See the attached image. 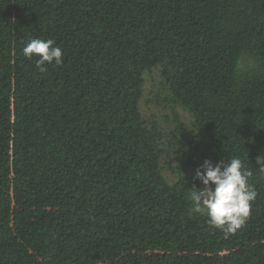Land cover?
I'll list each match as a JSON object with an SVG mask.
<instances>
[{"label":"trees","instance_id":"trees-1","mask_svg":"<svg viewBox=\"0 0 264 264\" xmlns=\"http://www.w3.org/2000/svg\"><path fill=\"white\" fill-rule=\"evenodd\" d=\"M53 39L41 72L22 49ZM157 68L177 176L142 109ZM264 0H0V264H264ZM238 156L252 213H194L197 169Z\"/></svg>","mask_w":264,"mask_h":264},{"label":"clouds","instance_id":"clouds-1","mask_svg":"<svg viewBox=\"0 0 264 264\" xmlns=\"http://www.w3.org/2000/svg\"><path fill=\"white\" fill-rule=\"evenodd\" d=\"M25 57H36V66L46 71V63L57 66L64 62L63 49L53 39L33 38L22 49ZM257 173H264V153L256 157ZM253 171L245 166L238 156L229 161L213 163L205 160L197 169L196 179L202 184L191 187L188 198L194 213L206 214L210 225L225 234H235L247 222L252 213V203L257 191L250 178Z\"/></svg>","mask_w":264,"mask_h":264},{"label":"rangeland","instance_id":"rangeland-1","mask_svg":"<svg viewBox=\"0 0 264 264\" xmlns=\"http://www.w3.org/2000/svg\"><path fill=\"white\" fill-rule=\"evenodd\" d=\"M144 96L142 99V109L148 119H154L160 122L164 132V146L169 151L165 155L168 160L164 173L169 180H174L177 176L174 148L171 146V137L176 138L175 117L177 114L185 122L188 128H191V115L183 109L167 100L168 91L162 84V77L157 68L147 71L145 74Z\"/></svg>","mask_w":264,"mask_h":264}]
</instances>
